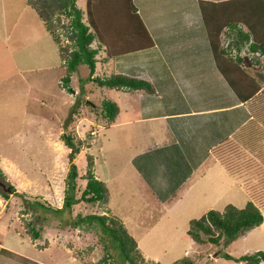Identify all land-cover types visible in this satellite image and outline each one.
I'll return each mask as SVG.
<instances>
[{
	"label": "rangeland",
	"instance_id": "374dc122",
	"mask_svg": "<svg viewBox=\"0 0 264 264\" xmlns=\"http://www.w3.org/2000/svg\"><path fill=\"white\" fill-rule=\"evenodd\" d=\"M181 1L169 0L168 3L174 8ZM84 2L76 0L82 11ZM155 6V12L151 10L155 18L179 16L178 8L168 12V8L159 2ZM60 18L61 22L66 21L65 17ZM162 23L163 27H168L167 22ZM56 31L62 33L60 29ZM59 38L61 44H65L64 37L59 34ZM227 44L224 39L221 48L224 53L230 50L231 46ZM57 46L25 0H0V175L3 176H0V213L4 211V217L0 219V235L12 249L21 250L27 258L47 264H100L106 252L115 255L106 240H99L95 225L71 223L76 214L83 216L98 212L96 207L77 202L69 210L54 211L62 202L64 177L70 161V150L61 140L64 132L73 137L79 149L71 159L78 176L83 174L85 155L93 157L94 175L104 182L108 190L107 207L135 237L144 261L168 264L187 257L193 264H237L224 259L221 254L226 252L237 256L250 251H264V218L260 226L238 236L227 247L221 241L217 245L195 243L186 235L189 219L199 217L208 209L220 211L227 203L243 205L247 199L245 194L254 197L264 216V158H261L263 162L258 158L263 165H250L249 161L247 165L242 161L246 169H240L243 167L241 164L236 166L237 172L243 173L240 175L243 185L238 186H242L241 189L231 182L235 156L229 152L231 155L226 160L228 170L222 162L211 163L212 166L204 168L206 173L201 178L192 182L188 189V183L181 189V199L178 198L180 195L168 199V194L163 201L159 200L154 193L150 190L145 192L142 187V173L151 168L141 166L140 172V168L136 169L132 163L137 152L153 139L151 135L147 139L145 123L140 121L138 91L98 87L87 79L85 65L77 66L71 73L67 84L70 92L67 91L60 85L64 72ZM103 55L102 50L95 55V75L123 73L135 76L136 68H130L134 61H129L133 56L127 55L120 62L114 58L99 63ZM120 65L122 68H118ZM258 76L263 77L259 73ZM101 97L109 98L118 107L117 116L111 123L100 117ZM160 102L162 107L166 103L165 100ZM249 106L263 113L264 96H254ZM158 135L164 141L170 136L167 133ZM228 145L231 147L229 142ZM173 147L167 148L176 153ZM241 159L238 156L235 161L240 163ZM222 166L226 171L221 169ZM251 173L255 177L250 178ZM84 182L76 178V197ZM8 185L13 187V192ZM1 192L7 197H3ZM37 202L48 205L50 209ZM8 218L10 224H7ZM25 222L31 223L39 233H51L49 246L44 247L42 242L46 237L40 233L36 240L38 248L30 241L22 242L20 247V237L14 230L29 236ZM25 235L23 238L26 239ZM29 240H32L30 236ZM110 262L106 260L103 264ZM29 263L28 259L0 252V264ZM111 264H115V260Z\"/></svg>",
	"mask_w": 264,
	"mask_h": 264
},
{
	"label": "trees",
	"instance_id": "16d2710c",
	"mask_svg": "<svg viewBox=\"0 0 264 264\" xmlns=\"http://www.w3.org/2000/svg\"><path fill=\"white\" fill-rule=\"evenodd\" d=\"M25 3L35 12L44 29L58 45L60 66L64 72L60 78L61 87L70 92L67 84L70 81L71 73L77 66L85 65L88 69L87 79L98 87L138 90L146 94L155 93L153 85L143 78L123 73H111L106 76L94 74L97 62L95 55L99 50H102L104 54L100 61H106L118 55L154 46L153 38L133 4V0H85L83 11L76 5V0H25ZM196 4L215 67L237 100L245 103L252 101L254 96H264V85L254 78L248 67V65L256 64L257 66L252 68L258 73L259 65L264 61V43L256 38L250 24V17L256 15L264 18V0H196ZM61 16L65 17V22H61ZM237 23H243L249 29L253 35L249 49L260 50L263 53L261 59L259 56L253 55L247 62L246 58L238 55L230 56L221 49V32L228 34L234 30V37H231L232 41L229 42V46H234L236 50L248 40V34L241 32V29L236 27ZM57 29L62 31L59 34L66 40L65 44H61ZM92 43L95 46H92ZM241 63L243 67L240 66ZM99 105L100 117L111 123L118 113L116 103L109 98L101 97ZM247 107L249 112L254 113V117L232 136L224 138L210 149L213 157L225 165L228 156L231 155L229 152H232V156H235L236 159L239 154L243 153L241 151L243 149L247 151L255 149L257 157L264 158V149L258 145L263 136L258 123L259 121L264 122L258 117L264 116V111L260 114L259 110L254 111L249 104ZM235 136L237 138H234ZM61 140L70 150L68 154L70 161L64 177L62 202L59 207L54 208V211L69 210L77 202L97 208L98 212L96 213L83 216L76 214L71 223L74 225H95L99 240L101 242L106 240L113 248L115 255L106 252L105 256L101 257L100 264L106 260H111L110 264L114 260L115 264H163L152 260L144 261L134 237L127 231L122 220L110 212L107 207L108 190L104 182L98 180L94 175L93 157L89 154L85 155L83 174L78 176L76 165L71 162V159L73 153H77L79 149L70 134L62 132ZM77 143L80 142L77 141ZM239 156L242 158L239 160L240 163L235 159L232 161V168H235L236 171H238L236 166L238 167L242 161L247 163V159L242 155ZM261 161L263 160L261 159ZM242 166H246V164H242ZM77 177L85 181L78 197L75 196ZM8 186L10 192H13V187ZM1 195L7 197L3 192ZM37 203L50 209L48 205ZM262 221L263 215L255 203L254 197H248L240 207L227 203L220 211L208 209L199 217L189 219L186 235L195 243L217 245L221 241L222 245L226 247L232 240L260 225ZM25 225L32 239L39 236V230L35 229L31 223L25 222ZM106 249L105 247V251ZM221 256L238 264H260L264 260V251L257 250L239 256H231L223 252ZM168 264H193V262L184 257Z\"/></svg>",
	"mask_w": 264,
	"mask_h": 264
},
{
	"label": "crops",
	"instance_id": "0c3cea01",
	"mask_svg": "<svg viewBox=\"0 0 264 264\" xmlns=\"http://www.w3.org/2000/svg\"><path fill=\"white\" fill-rule=\"evenodd\" d=\"M182 1L173 8V5L168 3L169 0H133V4L153 38L154 46L110 58L111 60L115 58V61L120 62L127 55L133 56V60L130 59L129 61H134L130 67L136 68L134 77L146 79L154 87V94H146L136 90L138 91L140 121L145 123L147 139L150 135L153 136V139L148 140L146 146L137 152L132 163L134 162L133 165L136 169L139 170L140 168V172L141 166L151 168L150 171L146 169L142 173V187L145 192L150 190L157 196L156 198L162 201L168 194V199L173 195L179 196L182 193L181 189L187 183L188 189L192 182L195 183L199 177L201 178L206 173L205 167L212 166L211 163H220L213 157L210 149L224 138L233 135L254 117V113L248 110L247 104L249 102L242 103L237 100L215 67L196 0ZM157 2L168 8V12L178 8L179 16L168 15L155 18L153 12H155L154 8L157 7L155 6ZM162 22H167L168 27H163ZM172 23L174 26L170 27ZM179 24H182L180 28L178 27ZM250 24L256 38L264 43V18L256 15L250 17ZM236 27H239L241 32L248 34V40L238 50L234 46H231L230 49L245 54L244 58L247 59V62L253 55H258L261 59L263 53L260 50L249 49V44L253 41V35L249 29L243 23H237ZM231 37H234V30L228 34L221 32L220 47L222 48L224 39L228 41L227 46L229 47V42L232 41ZM108 60L99 63H106ZM255 65H248V67L254 78L261 80L264 85V61L259 65L260 70L258 71L259 74H262V78L258 76L256 70H253L252 67ZM240 66L243 67V64L241 63ZM120 67L121 65L118 68ZM137 69L140 72H137ZM163 93H167V95L163 96ZM160 100L166 102L163 107L160 106ZM258 119L264 120V116H260ZM258 124L263 132L258 145L264 149V122L259 121ZM165 133L170 136L165 141L162 137L159 139L158 134L163 135ZM172 146H174L176 153L167 148ZM254 151L255 149L253 151L243 149V153L239 155L247 159L251 163L250 165L259 166L263 161L260 162ZM261 164L263 165V163ZM224 166L228 170L225 164ZM223 168L221 169L225 170ZM242 168L246 169L245 166L240 167V169ZM241 174L243 173H238L236 169L230 174L231 182L236 184L237 189L242 187H238L239 184L243 185ZM251 174L249 175L250 178L254 176L253 173ZM182 195L178 198L181 199ZM245 196L248 198V195L245 194ZM240 206L242 205L238 207ZM2 212L0 219L4 217V211ZM10 222L8 218L7 224ZM5 229L9 230V227ZM14 231L20 237L21 242L18 243L20 247H22V242L27 241L28 243L30 241L33 246L38 248L39 244L36 243V240L40 233L46 237L42 242L44 247L49 246L48 240L51 233L47 234V232L40 231L37 238L29 240L28 235L24 234L25 239L19 230ZM1 251L11 254L13 257L28 259L31 262L29 264H47L39 263L40 261L37 259L27 258L21 250L12 249L4 237L0 235ZM251 252L254 251L248 253ZM263 262L264 260L260 264Z\"/></svg>",
	"mask_w": 264,
	"mask_h": 264
},
{
	"label": "clouds",
	"instance_id": "9594fccd",
	"mask_svg": "<svg viewBox=\"0 0 264 264\" xmlns=\"http://www.w3.org/2000/svg\"><path fill=\"white\" fill-rule=\"evenodd\" d=\"M220 40H222V39H220ZM228 54L230 55V56H233V55H238V56H240V57H244V56H246L245 54H241L239 51H236V50H234V49H230V50H228ZM257 55V54H256ZM251 56V55H250ZM258 56V55H257Z\"/></svg>",
	"mask_w": 264,
	"mask_h": 264
}]
</instances>
